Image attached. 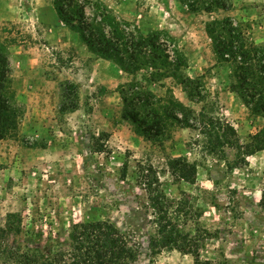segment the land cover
<instances>
[{"label":"rangeland","instance_id":"rangeland-1","mask_svg":"<svg viewBox=\"0 0 264 264\" xmlns=\"http://www.w3.org/2000/svg\"><path fill=\"white\" fill-rule=\"evenodd\" d=\"M99 1L143 33L163 29L174 37L186 55L185 73L199 76L203 85V100H184L196 112L202 107L206 118L188 119L185 130L168 122L159 142L148 141L130 120L118 125L120 94L99 88L104 77L93 72L94 59L79 35L66 29L44 34L46 24L57 23L50 17L53 0H0V40L12 70L8 90L22 111L0 139V227L7 212L20 213L25 242L45 251L55 239H67L73 223L108 218L137 251L128 264H192L191 255L161 247L138 167L151 165L169 200L172 224L192 238L190 247L200 245L201 259L264 264V149L246 153L239 146L264 127V117L240 102L230 67L217 60L205 31L213 19L229 17L247 44L264 45V0H222L229 7L211 12L204 9L207 0H197L195 11L187 6L191 0H167V6L161 0ZM85 13L92 17V8ZM70 83L77 86L72 94ZM164 83L184 97L173 79ZM75 98L78 111H59ZM225 123L235 130L232 145L216 136ZM98 144L102 152L94 151ZM177 156L194 162V183L171 176L167 162ZM16 239L0 238V264H26L5 251Z\"/></svg>","mask_w":264,"mask_h":264},{"label":"trees","instance_id":"trees-1","mask_svg":"<svg viewBox=\"0 0 264 264\" xmlns=\"http://www.w3.org/2000/svg\"><path fill=\"white\" fill-rule=\"evenodd\" d=\"M196 2L197 0H191L187 3L190 10L197 9ZM52 3L60 21L79 35L90 52L111 60L133 75L131 81L118 85L116 89L122 102V117L130 120V124L136 123L137 129L148 141L159 142L164 139L168 122L173 126L190 127L188 119L196 116L206 118L202 110L196 112L184 105L165 86L164 80L171 78L180 85L190 100L204 98L201 78L185 73L186 55L167 31L154 29L143 33L138 28L131 27L127 21L118 19L99 0H53ZM161 3L164 6L168 4L167 0H161ZM205 4L207 12L217 7H229L222 0H207ZM86 6L92 8V17L86 15ZM205 31L217 60L230 67L232 90L251 113L264 117V45L247 44L241 31L229 17L213 19L207 23ZM11 71L8 49L0 40V139L14 129L22 113L8 90ZM137 74H140L141 80L137 78ZM155 84L165 86L163 95L159 96L151 90L150 86ZM76 88L75 84L70 83L69 94ZM77 108L78 100L75 98L66 105L62 104L59 111L66 113ZM208 119L211 121L210 117ZM234 133V128L225 123L216 136L220 142L232 145L229 136ZM249 138V141L239 145L244 152L264 149V127ZM103 150V144H98L94 149L96 152ZM167 163L174 180L195 182L194 162L188 161L184 156H177L169 158ZM138 167L142 189L146 194L147 205L152 210L161 247L175 248L191 255L192 264H218L210 259H201L200 245L192 241L194 245L190 247L192 238L175 229L168 214L169 200L160 188L157 171L151 165L138 164ZM121 176L125 177V170ZM259 203L264 207V185L260 190ZM27 234L28 231L23 229L20 213L7 212L4 226L0 227V238L7 235L17 238L16 245L5 248L6 253L17 261L26 264H128L137 256L136 249L108 218H85L73 223L67 239L62 242L55 239L45 251L28 246L25 242ZM39 237L42 238L41 234ZM47 238L51 239L49 236ZM31 239L36 240L34 237Z\"/></svg>","mask_w":264,"mask_h":264},{"label":"crops","instance_id":"crops-1","mask_svg":"<svg viewBox=\"0 0 264 264\" xmlns=\"http://www.w3.org/2000/svg\"><path fill=\"white\" fill-rule=\"evenodd\" d=\"M52 15H50V17L52 16L53 18V15H54V18L56 19V22L57 23H51V24H46L44 27V34L46 36H53L54 34H57L59 31L62 30H69L70 32H72L73 34H75L74 31L70 30L62 21H60V19L58 18L57 14H56V11L54 8H52ZM44 22H47V18H44L43 20ZM83 49L86 51V54H88L87 56H92V58L94 59L93 60V63L92 65L95 66L96 65V69L97 70H93V72L95 73L96 77H99V76H103L104 80H102V85H100V89L103 90V91H106L105 94L108 93L109 90H113L114 92H117L118 91L116 90L118 85L120 84H126L127 82L131 81L132 78H133V75L122 70L117 64H115L114 62H112L111 60H107V59H104V58H101V57H98L96 56L95 54H93L92 52H90L86 45L83 43ZM103 81H105L106 83H104ZM110 83V85H108ZM159 87L161 91V93H157L156 92V87ZM166 86V85H165ZM165 86L162 87V86H159V85H151L150 88L153 92H155L156 94H158L159 96L160 95H163L164 93V90H165ZM173 92V91H172ZM181 92L183 93L184 97H179L178 95L174 94L173 92V95L174 97L179 100L181 103H183L184 105L186 106H189L191 108H193L192 106H190L188 103L185 102L184 98L187 99L188 101H198V100H190L187 96H186V93L182 91L181 89ZM201 101V100H199ZM198 101V102H199ZM242 103V101H240ZM246 107V106H245ZM202 108V107H201ZM200 108V110H201ZM80 108H79V103H78V108L74 111H70V112H67V114H73L74 112L78 111ZM194 109V108H193ZM105 119H110L109 118V115L106 116ZM118 119H120V121L117 122V124L119 125H122L121 122H124L126 123L125 119L122 117V114L120 115V117H118ZM123 126V125H122ZM178 129H181V130H185L187 127L185 126H180V125H177L176 126ZM130 131V130H129ZM131 134H134L133 132ZM135 135V134H134ZM115 135L114 134H111L109 136V139L113 138ZM141 139H143L142 137H139Z\"/></svg>","mask_w":264,"mask_h":264}]
</instances>
